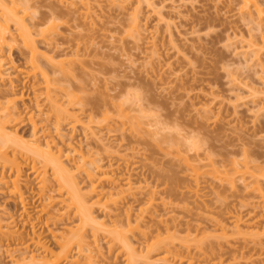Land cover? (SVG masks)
<instances>
[{"label": "rangeland", "instance_id": "rangeland-1", "mask_svg": "<svg viewBox=\"0 0 264 264\" xmlns=\"http://www.w3.org/2000/svg\"><path fill=\"white\" fill-rule=\"evenodd\" d=\"M71 1L33 0L26 21L32 27L48 23L52 13L59 18V35L52 36L58 47L55 52L59 59L70 61L74 77L62 74L68 82L65 79L58 83L63 77L59 74L55 85H65L63 91L73 88L72 96L80 99L73 107L67 106L66 99L63 102L64 98L57 97L62 93V88H57V106H67L72 116L69 124L62 123L65 128L61 134L68 135V125L73 122L75 142L85 143L83 128H87L93 133L89 141L95 152L93 158L113 164L117 179L132 176L131 192L107 197L93 207L94 216L106 222L99 227L102 233L98 244L104 260L101 263L97 258L96 264H144L140 251L158 241L163 242L162 250L155 252L153 264H165L157 261L166 254L170 257L168 264H174L172 260L180 264H264V240L256 236L263 233L264 209L259 206L257 195L249 192L241 178H236L234 188L219 181L230 160H247L264 171V56L259 61L249 56L261 48L264 14L261 21L250 18L240 11V0H121L125 3L120 1V6L115 7L108 0H89L90 16L85 18L80 2L71 8ZM136 7L144 29L141 41L130 33V17ZM38 27L32 30L36 32ZM11 29L15 33V27ZM37 40L40 49L46 50L44 40ZM251 41L255 45L249 53H242ZM7 54L17 67L12 79L16 82L14 91L19 96L23 93L25 101L17 103L22 115L7 127L6 133H17L12 141L26 143L32 137L30 108H26L35 98L32 92L38 86L33 83L41 76L36 72V78H26L27 72L33 71L25 67L18 48ZM7 78L4 83L0 80V89L8 92L12 90L5 84ZM39 81L42 83V78ZM37 102L40 106L46 104L43 96ZM47 108L41 107L43 117L34 115L42 141L44 134L58 136L54 134L53 119L49 121H53L52 125L48 123L49 130L46 122H40L50 113ZM55 138L58 142L59 138ZM83 147L87 149L85 144ZM47 175L51 188L47 192L58 205L45 214H40L45 201L41 203L44 198H37L38 182L30 174V167L24 169L21 183L28 215L38 227L35 231L57 255L58 244L50 231L59 237L68 227L64 224L55 231L54 224L72 222L78 216L61 204L59 197L64 195L58 193L51 173ZM76 176L78 188L85 194L89 181L82 174ZM102 183L105 193L114 191L110 180ZM150 197L154 201L148 203ZM9 198L7 185L0 184L2 223L17 226L27 240L31 237V227L24 226L27 217L22 215L21 205ZM128 207L132 220L143 221L138 227L132 222L134 231L126 236L132 244L134 239L138 241L133 246L136 251H126L120 243L110 249L108 241L116 235L114 224L125 220ZM58 212L65 213V217L47 221ZM235 216L253 226L242 230L244 236L232 232ZM217 224L229 228L226 238L221 237ZM88 230L87 239L91 241ZM121 230L128 231L126 227ZM5 244L0 248V263L11 264ZM19 247H11L15 256L19 254L13 251H20ZM71 258L82 260L77 246L72 249Z\"/></svg>", "mask_w": 264, "mask_h": 264}, {"label": "bare ground", "instance_id": "bare-ground-1", "mask_svg": "<svg viewBox=\"0 0 264 264\" xmlns=\"http://www.w3.org/2000/svg\"><path fill=\"white\" fill-rule=\"evenodd\" d=\"M72 1L70 3L71 8H74L73 6L78 5L77 3L80 2L79 6L81 4L82 11L84 9L85 12L82 13L83 14L82 16H84L85 18L90 16L89 15L90 10L88 8V5L91 0L90 1L72 0ZM108 1L109 4L115 7L118 6L121 0H119L118 2H114L117 0H113V1L108 0ZM261 1L263 2V0H240L241 2L240 11L242 10L243 13L246 12L250 18L254 17L261 21L264 14V8H263L264 4H261L262 3ZM17 2H18L17 0H0V80L2 83H4V81H6L5 78L8 77L7 78L8 83L5 84L9 86L10 90H12L7 92V91H2L0 89V168L2 169V171H0V184L7 185L9 190V196L11 197V199L10 198L9 199L15 202L16 205L17 204L21 205L22 215L27 217L24 226L28 225L29 228L31 227L30 229L31 237L29 236V239L25 240L22 236V233L19 232L17 226H11L10 224L4 225L2 223L3 218H0V248L3 247L4 243H6L5 245L8 247L10 251L8 258L11 264H63L65 262L66 264L69 263L96 264L97 258L98 261L100 260L102 263L104 260L103 259L104 253L103 250H101V248L98 247L100 246L98 245L100 244L99 237L100 234L102 233V229H100L99 227L101 228L104 227L106 225V222H103L104 219L99 220L100 218L94 216V213L92 212L93 207L96 204H100L102 200L107 197L110 198H113L114 196L122 197L126 193L131 192L132 186L134 184L132 180V176L128 174L124 178L117 179L118 177L116 176V174L114 173L115 171L113 170V164L106 163L107 164L106 165L103 159L93 158L95 152L93 153L91 151L90 148L91 143L89 142L90 138L93 137V133H89L87 128H83V134H84L83 136L85 138V140L83 141L85 143L75 142L73 136L76 131L75 130L76 125L73 122L70 123V125H68L67 128V130L69 129L70 132L68 134L69 136L65 134L68 136L67 137L68 139L66 138L65 135L63 136L61 134V132L63 131L62 128H65L62 127L63 125L62 123L64 122L66 123L68 121L67 124H69V121H72L71 119L72 116L71 115L69 116L70 110H68L67 106L73 107L75 104H77V100L80 99L78 98V96L77 97L72 96V94L75 95L74 92L72 91L73 88H67L64 89L66 91H63V87L65 88V85L57 86L58 89L60 87V90L62 88L61 91L62 93H60V95L58 94L59 96H57L56 94L58 92L56 85L58 83L65 82L73 74V69L71 65L70 64H69L70 66L68 65L70 61L67 62L66 60H63L64 58L59 59L61 58L60 55L58 56V54H56L55 52V50H57L58 47L54 43V37L59 35V34L57 35L58 24H56V19L58 20L59 18H56L55 14L52 13L50 14V16L48 15V18L50 19L48 23L44 22L46 24H43V22H41L40 24L37 23L36 26L31 27L28 25L26 20L28 19L27 17L29 15V10L33 9L32 8L34 5L32 3L33 0H24L23 1L24 3L18 2L20 4H17ZM121 3H125V2L121 1L120 4ZM137 9L138 7H136L133 14H131L129 26L131 28L130 33L132 34V37L136 38L138 41H141L142 40L141 34L144 29L141 28L142 21L140 19V16L138 15L139 10ZM38 25H40V27H38L37 31L35 32L34 30H36V27ZM11 26L15 27L14 30L15 33L11 31L12 30ZM33 27H35V29ZM52 36L54 37L52 38ZM37 39H40V42H42L41 40H44L45 44L43 45L47 46V47L45 46L44 49L46 48L47 51L44 50L45 51L44 52L40 49L37 43L38 41ZM259 42L261 44V48L253 51L252 54L249 55L252 56L251 58L257 57L258 61L260 60L262 55L264 56V33L260 35ZM250 43L248 44L249 46H246L247 50L244 52L241 51L242 53H249L250 51L249 49L255 45L254 42H252L251 44ZM15 48L19 49L20 55L25 59L24 60L26 64L25 67L27 69L29 67V69L33 71L32 73H30L31 71L27 72L26 78L27 79L33 78L34 76L37 75L36 72L40 74L43 84L39 81L41 80V78L37 79L35 81L36 83L33 84H35L36 87L38 86L37 93L40 94L42 92L40 97L43 96L44 101L47 104L40 106V104L37 102V99L40 97H38V94L35 93L37 91V88L34 89L32 93L35 94V98L34 100H32L30 104L31 106L29 107L27 106V108L25 107L26 110L30 108L29 120H30V124L32 125L31 141L26 143L21 142L20 140L12 141V140H16V138L14 139V137H17V133H13L12 135L6 133L7 127L11 123L15 122L17 117L22 115V113L19 112V110L17 109V103L18 102L24 103L25 101L23 93H21V95L19 96L17 95L18 93L14 91L16 87L15 85L16 82H14L12 79H14L15 77L13 76V73L16 74L17 67L15 66L11 56H8L7 54L8 52L13 51ZM47 48H49V50ZM22 70L23 69H20V71ZM59 74L61 75L63 74L68 78L67 79L65 78L66 79L65 80L64 76L62 75L63 76V77L61 76L62 80L58 79L60 82L57 81L58 83L56 84L57 79H55V77L56 76L58 77ZM11 75L13 76V78L10 79ZM73 77L74 76L72 75V79ZM39 82L45 87L41 88L40 86L42 85H40ZM39 88L42 89L43 91L39 90ZM31 90L33 89L31 88ZM53 93L56 95H54ZM55 96L57 97L61 96L62 98H64L62 99L63 102H66L65 99L67 100V106H65L67 109L64 107L62 108L61 105H58L61 107L57 106L59 100ZM42 106L44 108L45 107L47 108L49 106L48 107L49 109L47 108V110L50 113L47 116L44 115L45 116L44 119L40 118L41 120L44 121L43 122L40 120V122L41 123L46 122L47 126H49L50 124L51 125L53 124V121L49 122L53 119L55 122L53 124L54 125L53 128L55 130L54 134L58 135L55 136L52 133L50 134L48 133L49 135L44 134L45 141H42L40 138L41 136H39V130H38L39 128L37 127L38 122L36 123L35 120V116L43 117L44 111L41 109ZM207 107L208 106L205 107L204 112L206 111V109L207 110L209 109ZM208 111L205 112L204 114L205 116H207V113H209ZM48 123L50 124L48 125ZM46 129L49 130L50 126L47 127ZM45 131L47 132V130ZM54 136L59 138L58 142H56L57 138H55ZM64 137L67 139L66 141H64L65 139ZM83 144H85V146L87 147L86 150L84 149ZM23 152H25V155ZM9 154L11 156H9ZM65 162H67V164ZM228 164H227L228 167L224 166L225 173L223 172L224 173L223 175L222 173H220L222 176H220L219 181H221L222 184L224 182V184H227V186L234 188L235 181L237 180L236 178L237 177L241 178L242 182L245 183V187L249 190V192L257 195L258 198L257 202L259 206H261V208L264 209V195L262 194V184H264V171L259 170L261 168H259L258 166H252L251 165L252 163L247 160H245L244 162L230 160V162L228 161ZM28 167H30V174L34 175V179L38 182L37 198L39 197L38 198L39 200L42 199V197L44 198L43 200L40 201L41 203L42 201L43 202L45 201L44 202L45 205L42 206L43 208L41 207L42 208L41 211L38 210L40 211V214L48 213L51 209H54L55 204L58 205L57 204L58 202L55 201V199H53V197L49 194L51 188L48 187L49 177H47L48 176L47 174L50 172L53 181L54 183H56V187L58 188V193H60V195L61 193H63L62 195H64L63 198L59 197L61 199L60 201L61 204H63L64 206L66 205L71 212H75L78 216V218H76L75 221L64 222L61 225L54 224L55 231L60 230L62 227H64V224H66L67 225L66 227H68L65 230H63L62 234L59 237L55 235L52 231H50V234L52 235L53 239L58 244L57 247L59 253L57 255L51 252L48 246L42 241L43 237L42 236L40 237V234L37 235V232L35 231V227L36 228L38 227L36 226L32 218H30V216L28 215V210H27L28 204L25 203V193L23 192L22 183H21L22 173L24 169ZM6 170L7 172H9L8 175ZM79 174L84 175L85 179L89 181L88 183L89 188L87 189L88 192H86L85 194L81 193L80 188H78L79 183H76L77 181L76 177H78L76 175ZM104 180L111 181V184L108 185L112 188V190H114L113 192L105 193L103 191V189L105 188L104 187L105 184H103L102 182ZM222 184L221 186L224 185ZM108 185H106V187ZM100 188H102V191L100 190ZM48 190L49 192H47ZM45 192H47L49 195H46ZM195 193L196 192H194V194ZM151 196H153V194H151ZM92 200L93 201L96 200V201L90 204V201ZM150 201H154L153 197H150L148 203ZM65 208L66 207H64V209ZM130 208L131 207H128L127 208L128 210H126L124 214L125 215L124 221L115 222L113 231L116 235L111 237V239H109L108 244L110 243L111 246L108 248L111 249L115 243H120L122 247L126 249V251L127 250L136 251L135 247L133 246H135L136 243H138V241L134 239L135 244H132L131 241L129 240L130 238L127 237L128 234L134 231L132 228V222H134L136 224V227H138L141 225L143 221L140 222L138 220H132L133 218L132 215L130 214L131 212H129L131 211ZM59 212L55 214L57 216H55L53 213L50 220L47 221L52 222L51 219L54 220L57 217L64 218L66 214ZM56 221H60V220L57 219ZM48 222L46 223V225L48 224ZM58 224H60V222ZM231 224L233 228L232 232L239 236L245 235L242 232L244 228L246 227L253 228V226L245 225L243 218L241 216H235ZM123 227H126L128 231L127 232L122 231L121 228ZM217 227L223 233L221 237L226 238V234L229 233V228L221 224H217ZM88 229H90L92 233L91 241H88L87 239L88 238L87 233L89 232ZM262 231H263L262 234H258V233L256 234L257 238H259L260 240L262 239L264 240V227H262ZM87 241L90 243H87ZM162 243H163L162 241H158L152 245H148V247H145L146 249L143 248L140 251V256L143 259L144 264H153L151 263V260L155 252L157 254V252L159 253L160 250H162L160 249L161 248L160 245ZM12 246H16V247L20 246L19 249L22 248L20 251H13L15 253L18 252L19 255L15 256L14 253L11 252V250H13V248L11 249ZM30 246H32L33 250H30L31 248ZM75 246H77L78 251L80 253V257H82L81 261L73 260V258H71L72 249ZM94 248L96 250H93ZM169 259H170L169 255L166 254L161 259L158 258L157 262H163L165 264H168ZM172 262L175 264L177 260H172L171 263ZM104 263L106 262L104 261Z\"/></svg>", "mask_w": 264, "mask_h": 264}]
</instances>
